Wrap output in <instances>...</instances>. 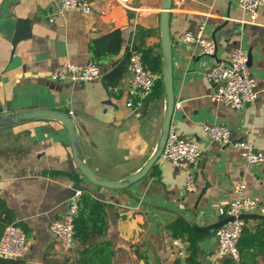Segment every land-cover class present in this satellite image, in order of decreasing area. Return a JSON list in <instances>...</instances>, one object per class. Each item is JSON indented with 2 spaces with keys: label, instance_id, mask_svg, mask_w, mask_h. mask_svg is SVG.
Segmentation results:
<instances>
[{
  "label": "crops",
  "instance_id": "crops-1",
  "mask_svg": "<svg viewBox=\"0 0 264 264\" xmlns=\"http://www.w3.org/2000/svg\"><path fill=\"white\" fill-rule=\"evenodd\" d=\"M91 1L88 14L67 10L50 21L58 0H0V104L9 112L67 113L75 124L82 160L96 175L121 181L138 171L156 148L166 107L164 94L147 98L145 109L131 108L126 105V70L114 86L106 83L104 67L100 78L85 82L58 83L49 74L66 62L92 60L89 41L113 30H119L122 39L116 63L127 59L130 47H151L160 54L161 66L162 0ZM200 26L202 36L215 42L211 55L196 43L179 40L182 33ZM168 28L174 103H179L170 125L202 150L200 160L190 168L195 189L184 190L188 167L160 158L125 189L94 185L77 169L61 122L33 118L4 124L0 126V198L26 233L29 249L21 258L27 264H71L81 255L78 242L72 251H62L49 229L54 219L62 218L74 189L88 191L106 211V233L95 238L109 246L103 264H187L190 243L174 236L170 228L178 217L206 233L196 240L201 264H233L216 257L215 228L204 227L221 219L218 207L234 198L238 180L246 182V193L259 202L246 214L242 235L264 224V162L246 164L238 149L212 141L203 130L205 124H224L230 128L231 141L251 139L254 149L264 152V2L250 20L235 0H186L169 11ZM236 46L249 55L257 90L254 103L240 110L212 100L213 87L206 76L209 67L227 60ZM5 225L0 220V236ZM173 237L186 243L185 257H178ZM255 259L264 264L261 254Z\"/></svg>",
  "mask_w": 264,
  "mask_h": 264
},
{
  "label": "built area",
  "instance_id": "built-area-1",
  "mask_svg": "<svg viewBox=\"0 0 264 264\" xmlns=\"http://www.w3.org/2000/svg\"><path fill=\"white\" fill-rule=\"evenodd\" d=\"M186 0H171V9L182 5ZM236 5L248 13L249 19L256 18L257 9L264 0H235ZM93 6L91 0H58L57 6L49 16L62 15L67 10H74L88 14ZM170 9V10H171ZM202 26L195 31H186L179 36L183 42H193L202 48V52L213 54L215 42L202 36ZM102 67L90 60L84 64L66 62L58 65L49 74L54 82H85L98 79L102 76ZM126 73L128 76L126 105L131 108H141L152 93L156 72L145 68L141 49L130 47L127 51ZM212 84L213 91L210 97L214 101L229 104L237 110L247 104H252L257 98L255 79L250 73L248 53L240 46L232 49L227 60L217 61L206 72ZM175 102L173 108H178ZM71 113V111L69 112ZM203 130L207 136L220 145L231 144L240 151L246 164L264 162V152L254 149L251 139L238 141L230 140V128L224 124H205ZM202 150L199 144L191 139L180 136L175 127L170 125L160 159L179 167H188L184 190L189 192L195 189V175L190 168L194 167L201 158ZM234 198L226 205L218 207L221 219H229L214 229L217 240L215 255L218 258H228L234 264H241L240 239L242 237L246 220L244 214L253 212L258 206L257 199L246 193V182L238 180L233 188ZM80 191L74 189L67 199L65 212L60 219H54L49 229L57 238L62 251L70 252L76 245L74 237V217L78 211ZM177 248V255L185 257L186 243L179 237L171 239ZM29 249V242L24 229L16 222L7 223L0 236V257L21 258ZM213 264V263H203Z\"/></svg>",
  "mask_w": 264,
  "mask_h": 264
},
{
  "label": "trees",
  "instance_id": "trees-1",
  "mask_svg": "<svg viewBox=\"0 0 264 264\" xmlns=\"http://www.w3.org/2000/svg\"><path fill=\"white\" fill-rule=\"evenodd\" d=\"M121 41L120 31L113 30L102 37L91 39L88 43L90 58L97 62L102 70L104 67V79L110 86H114L126 70L127 59L121 63L114 61L120 50ZM141 51L145 68L157 73L151 95L158 98L163 95L160 54L151 47ZM108 65L112 67L105 71ZM71 176L75 181L78 178L75 173H72ZM0 220L5 224L13 222L9 208L1 198ZM107 228L108 219L103 204L98 202L88 191H81L78 200V211L74 217V237L76 242L82 245V253L71 264H97V262L103 264L104 256L108 255L109 246L106 242L97 241L95 238L104 235ZM170 228L174 236L184 237L190 243V255L187 264H201L197 259L196 240L206 235V233L193 229L181 217L176 218L170 224ZM245 233L239 243L242 256L241 264H257L255 256L261 254L264 257V224L254 232L245 231ZM226 259L231 261L228 258ZM0 264L27 263L22 258L0 257ZM175 264L180 263L176 262Z\"/></svg>",
  "mask_w": 264,
  "mask_h": 264
},
{
  "label": "water",
  "instance_id": "water-1",
  "mask_svg": "<svg viewBox=\"0 0 264 264\" xmlns=\"http://www.w3.org/2000/svg\"><path fill=\"white\" fill-rule=\"evenodd\" d=\"M171 0H162L161 3V12L159 18V30L161 33V80L163 85V94L166 102V107L164 111V116L161 123L160 135L156 143V148L152 155L147 159V161L142 165V167L127 176L124 180L121 181H113L106 179L104 177L96 175L93 170L82 160L77 145V133L75 124L72 118L65 112L56 110V109H31L24 110L19 112H9L4 111L2 105L0 104V126L8 123H15L20 120L33 119V118H48L54 119L63 124L65 129L67 130L70 146L72 149L73 159L76 164L77 169L89 182L94 185L112 188V189H125L129 185L141 179L145 176L154 163L159 159V156L163 150L165 140L167 137V133L170 127L171 117L173 113V105H174V93L172 87V65H171V38L169 35L168 28V18L169 11L171 9ZM249 62V55H248ZM147 106V101H145L142 105V108L145 109ZM243 218H247L248 215H242ZM228 218L220 219L219 221L204 227L205 230H211L213 228H217L224 222H226Z\"/></svg>",
  "mask_w": 264,
  "mask_h": 264
}]
</instances>
